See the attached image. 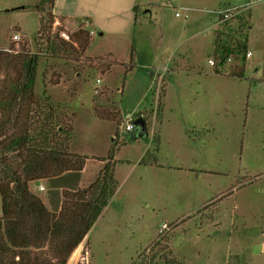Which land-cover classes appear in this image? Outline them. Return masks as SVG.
Returning a JSON list of instances; mask_svg holds the SVG:
<instances>
[{"label": "rangeland", "instance_id": "374dc122", "mask_svg": "<svg viewBox=\"0 0 264 264\" xmlns=\"http://www.w3.org/2000/svg\"><path fill=\"white\" fill-rule=\"evenodd\" d=\"M135 5L105 31L57 24L43 2L0 16V49L36 56L34 99H48L71 126L68 151L88 159L78 188L115 148V193L65 264H264V0ZM227 8L236 13L220 22ZM58 40L75 53L55 55ZM215 42L236 58L222 76L250 52L242 78L209 77ZM124 113L154 137L132 140ZM28 186L47 210L56 203L44 181Z\"/></svg>", "mask_w": 264, "mask_h": 264}, {"label": "trees", "instance_id": "16d2710c", "mask_svg": "<svg viewBox=\"0 0 264 264\" xmlns=\"http://www.w3.org/2000/svg\"><path fill=\"white\" fill-rule=\"evenodd\" d=\"M54 1L43 3L51 10ZM42 25L39 17L38 31ZM51 48L59 56L75 53L62 40ZM231 53L225 42H215L213 74L222 76L217 67L228 57L235 61ZM244 54L224 76L243 77ZM36 63L24 50L13 55L0 49V264H65L116 190L114 147L98 159L103 163L98 178L77 187L87 157L68 151L71 126H61L62 116L48 99L42 104L34 99ZM39 181L48 184L49 201L56 199L50 210L28 189Z\"/></svg>", "mask_w": 264, "mask_h": 264}, {"label": "crops", "instance_id": "0c3cea01", "mask_svg": "<svg viewBox=\"0 0 264 264\" xmlns=\"http://www.w3.org/2000/svg\"><path fill=\"white\" fill-rule=\"evenodd\" d=\"M44 1L45 0H0V16L3 14L24 10L27 6L36 7ZM136 1L137 0H55L50 12L53 19L55 20V23L57 24H59V22H62L63 24L66 25L79 24L86 30L88 29V27H91V28H95L96 30L103 31L106 28L105 26H111V25L113 26L114 20L116 18L121 19L122 14L125 12L127 13V17H128L127 21L129 20V18H131L132 14L134 16L135 14L133 12V7L136 6L135 5ZM87 32H89V34L92 35L91 31H87ZM98 35L101 36L102 33H99ZM182 66H185L184 63ZM177 70L179 69L178 68L176 70L166 69L165 73L171 71V74H179L177 73L178 72ZM209 77L222 78L226 76L213 74L211 67V74L209 75ZM165 87L166 86L164 85V90ZM164 96L165 94L162 95L161 108L163 107ZM145 125L147 129V124ZM153 132L154 129L150 130V132L146 130V134H147L146 139H141V140H147L149 134H150V138L151 136L154 137ZM157 135L158 136L155 137V139L159 144L160 137L158 133ZM151 144H152V139H151ZM87 161L88 159L85 161L84 167ZM174 170L181 172L180 169H174ZM82 171H84V169H82ZM79 185L81 184L79 183ZM28 188L32 192L31 187L28 186Z\"/></svg>", "mask_w": 264, "mask_h": 264}, {"label": "built area", "instance_id": "2783aa9c", "mask_svg": "<svg viewBox=\"0 0 264 264\" xmlns=\"http://www.w3.org/2000/svg\"><path fill=\"white\" fill-rule=\"evenodd\" d=\"M235 13H236L235 9L231 10V9L227 8V9H224L222 11H218L217 16H218L220 22H225V21L229 20ZM58 35L60 38L64 39L65 41L68 40V38L64 32H58ZM18 39H19L18 33H14L10 36V41H18ZM5 51H7V50H5ZM244 56L249 57L250 52H245ZM230 61H231V57H228L225 62L229 63ZM207 62L211 67L214 66V61L212 59H209ZM132 122H133V120L130 118L129 113H124V116H123V123H124L123 130H124V132L127 133V132H131L133 130ZM38 189L41 190L42 186L39 185Z\"/></svg>", "mask_w": 264, "mask_h": 264}, {"label": "water", "instance_id": "95a60500", "mask_svg": "<svg viewBox=\"0 0 264 264\" xmlns=\"http://www.w3.org/2000/svg\"><path fill=\"white\" fill-rule=\"evenodd\" d=\"M133 130L131 131V139H146V125L143 119L136 118L132 122Z\"/></svg>", "mask_w": 264, "mask_h": 264}, {"label": "bare ground", "instance_id": "6f19581e", "mask_svg": "<svg viewBox=\"0 0 264 264\" xmlns=\"http://www.w3.org/2000/svg\"><path fill=\"white\" fill-rule=\"evenodd\" d=\"M72 256H74V253H73V255ZM71 259V258H70Z\"/></svg>", "mask_w": 264, "mask_h": 264}]
</instances>
